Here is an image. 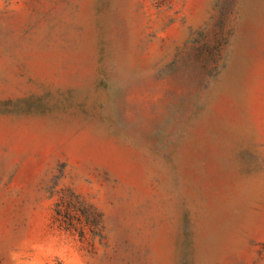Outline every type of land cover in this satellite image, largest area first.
Returning <instances> with one entry per match:
<instances>
[{
	"label": "rangeland",
	"instance_id": "rangeland-1",
	"mask_svg": "<svg viewBox=\"0 0 264 264\" xmlns=\"http://www.w3.org/2000/svg\"><path fill=\"white\" fill-rule=\"evenodd\" d=\"M0 264H264V0H0Z\"/></svg>",
	"mask_w": 264,
	"mask_h": 264
}]
</instances>
